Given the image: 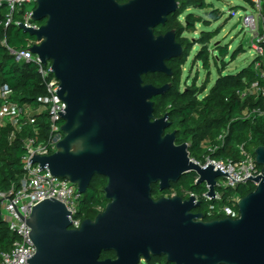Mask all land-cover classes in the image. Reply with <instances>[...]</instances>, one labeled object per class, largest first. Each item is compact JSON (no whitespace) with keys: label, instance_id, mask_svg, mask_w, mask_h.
<instances>
[{"label":"water","instance_id":"water-1","mask_svg":"<svg viewBox=\"0 0 264 264\" xmlns=\"http://www.w3.org/2000/svg\"><path fill=\"white\" fill-rule=\"evenodd\" d=\"M178 9V0H37L31 18L44 24L19 25L40 41L27 50L51 63L66 105L58 112L64 138L57 151L35 153L30 163L82 195L95 175L108 180L104 211L78 229L53 198L33 207L26 224L36 254L28 264H147L156 256L172 264H264V146L255 149L261 175L245 179L256 189L239 199L238 218L206 221L195 213L201 202L194 196L152 197L153 185L162 192L195 173L212 199L217 179L230 177L192 162L176 131L166 133L168 114L154 116L153 99L171 85L156 87L144 77L172 76L167 63L183 56L175 31L156 33ZM104 252L116 258L102 259Z\"/></svg>","mask_w":264,"mask_h":264},{"label":"trees","instance_id":"trees-1","mask_svg":"<svg viewBox=\"0 0 264 264\" xmlns=\"http://www.w3.org/2000/svg\"><path fill=\"white\" fill-rule=\"evenodd\" d=\"M129 0H120L121 3ZM250 3V0H246ZM179 9L169 16L165 26L156 29L157 34H165L175 31L176 40L184 47L182 57L171 59L167 65L172 71V76L154 74L144 77L145 83L156 87L170 84L171 88L162 96L153 99L155 104V118H163L168 114L171 127L166 133L176 131V143L178 145L189 144V153L192 158L204 161L206 155L213 159H239V147L245 145L255 156V149L264 146V116L253 115L248 117V112L255 108L263 107L261 98H248L242 100L237 92L247 84L259 80V71L255 69L258 58L248 67L235 75H224L227 64L220 61L219 57L213 58L210 50L211 41L217 36L214 32H202L199 38L192 43L185 34L195 31L198 24L211 26V20H205L189 10H205L208 8L205 0H178ZM219 10H212L209 16L214 21H219ZM6 9H0V91L8 88L12 92V100L21 106H28L37 111L42 107V100L48 96L47 81L39 72V66L33 62L18 63L10 54L8 48L2 44L5 40L8 47L13 50L27 49L28 44L36 41V38L21 30L18 26L5 27ZM185 15L184 22L182 17ZM44 24V22L42 23ZM264 33V26H263ZM200 46L194 56L193 62L200 63L207 71H210L212 62L218 68V78L213 87L208 91L210 79L198 86L197 78L182 88L184 68L191 57L194 47ZM217 51L224 59L229 55L228 47L218 46ZM241 46L231 56L235 61L242 53ZM220 62H222L220 64ZM264 69V61L262 62ZM34 123H24L19 129L20 121L15 124L0 125V193H7L17 189L25 174L23 157L26 153L25 141L35 136L34 127L38 128L41 140L47 138L50 133L49 114L42 111L34 115ZM25 124V125H24ZM223 134V142L217 138ZM214 145L219 148L214 153L208 149ZM260 170L262 167L259 166ZM197 176L189 173L182 176L178 183L172 184L169 190L160 191L159 185H153L152 197L156 200L163 197L176 196L189 199L190 194L199 196L201 206L197 210L205 216L206 221L220 220L224 216L209 215L206 212V203L212 205L218 203L227 205L230 197L243 198L256 189L252 183L238 186L235 190H223L220 201H206L202 195L206 192L195 184ZM108 180L100 175H95L88 187V191L82 196L76 218L81 222L94 219L104 211L108 201L105 198L104 189ZM237 212L238 207L236 208ZM16 237L11 232L9 225L3 220L2 204L0 202V254L9 251ZM102 259H115L114 252H104ZM147 264H172L166 256L152 257Z\"/></svg>","mask_w":264,"mask_h":264},{"label":"built area","instance_id":"built-area-1","mask_svg":"<svg viewBox=\"0 0 264 264\" xmlns=\"http://www.w3.org/2000/svg\"><path fill=\"white\" fill-rule=\"evenodd\" d=\"M250 3L258 17L256 20L254 15H247L244 18V22L251 28V48L256 53V59H259L255 64V69L259 71V80L247 84L237 94L242 100H247L250 97L255 99L261 98L263 100V107L255 108L246 113L248 117L253 115L264 116V69H262V62L264 61V0H250ZM3 7L6 9L5 27L11 25L19 27L22 23L26 27L39 29L43 25L31 18L33 11L37 8V0H0V9ZM2 44L8 48L10 54L16 58L18 63H36L39 66L40 74L47 81L48 89V96L42 100V107L37 111L31 110L28 106L16 104L12 100V92L8 88H3L0 91V125L15 124L17 121H20L19 129H21L23 122L31 124L35 122L34 115L42 111H47L49 114V136L41 140L39 129L34 127L35 136L29 137L25 141L26 153L22 160L25 174L20 181L19 187L7 193H0L3 220L9 225L11 232L16 237L12 248L0 254V264H28L27 260L36 254V247L29 237L31 229L26 224L27 219L31 217L33 207L46 199L53 198L63 203L67 210L71 212L72 228L78 229L82 222L76 218V215L78 204L83 195L79 193L78 187L69 180L56 177L47 169L40 170L38 164L30 163L35 153L41 157L54 154L57 151V144L64 138V133L61 129L64 120L59 116L58 112H63L66 105L56 93L60 82L52 72L51 63L44 65L37 55L27 50L32 48L33 45H39L40 41L36 39V41L29 43L28 48L22 49L23 51L9 48L5 40ZM224 137L221 134L217 138V141L219 143L223 142ZM187 145L189 149L190 145ZM218 148L219 145H214L208 151L214 153ZM239 153V159L236 161L232 159H213L210 155H206L204 161H200L190 156L191 161L195 164L203 168H206L209 164H213L215 171L219 168L224 173H229L230 176L223 178L222 183H219L217 179L216 197L211 199L206 196L207 190L202 195L203 199L206 201H220L223 196V190H235L238 186L249 183L250 179L245 180L249 176L255 178L261 175V170L255 160V156L245 145L239 147ZM173 196H176V193H172L171 197ZM191 196L196 198V202H199L201 199L194 194H190L189 197ZM239 199L236 196L230 197L227 205L221 206L215 211H210L209 215L238 218L239 213L236 208L238 207Z\"/></svg>","mask_w":264,"mask_h":264},{"label":"rangeland","instance_id":"rangeland-1","mask_svg":"<svg viewBox=\"0 0 264 264\" xmlns=\"http://www.w3.org/2000/svg\"><path fill=\"white\" fill-rule=\"evenodd\" d=\"M208 8L205 10H189L188 12L194 13L197 16L202 17L205 20H211V26L206 27L203 24H198L195 31H189L185 34L190 42L194 43L195 39L199 38L202 32H214L217 35L210 43L211 53L215 57H219L220 61H224L227 64L224 75H235L244 68L248 67L256 59V53L251 48L252 34L251 28L248 27L244 18L247 15H254L257 20V14L253 11L251 3L246 0H205ZM212 10H219V21H214L210 18L209 13ZM185 15L182 17L184 22ZM241 24L238 28H235L239 21ZM228 47L229 55L226 58H222L217 51V47ZM244 48V52L235 60L231 61V56L235 50L239 47ZM200 46L194 47L191 57L184 68V74L182 78V88L188 83L191 84L195 78H197L198 86H201L207 79H210L211 83L208 87V91L213 87L218 78V68L212 62L210 71H207L200 63H194L193 59ZM222 62H220L221 64ZM196 182V181H195ZM218 182L222 183L223 178H218ZM204 191L208 188L206 184L201 185ZM167 197V196H166ZM209 202V201H208ZM223 205L218 203L212 205L206 203L205 210L210 212L217 210Z\"/></svg>","mask_w":264,"mask_h":264},{"label":"flooded vegetation","instance_id":"flooded-vegetation-1","mask_svg":"<svg viewBox=\"0 0 264 264\" xmlns=\"http://www.w3.org/2000/svg\"><path fill=\"white\" fill-rule=\"evenodd\" d=\"M168 198H170V197H168ZM183 199H184V200H187V198H183ZM195 213H198V211L196 210Z\"/></svg>","mask_w":264,"mask_h":264}]
</instances>
